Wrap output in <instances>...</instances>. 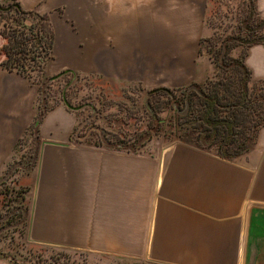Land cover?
Listing matches in <instances>:
<instances>
[{
  "label": "crops",
  "instance_id": "0c3cea01",
  "mask_svg": "<svg viewBox=\"0 0 264 264\" xmlns=\"http://www.w3.org/2000/svg\"><path fill=\"white\" fill-rule=\"evenodd\" d=\"M17 1L49 15L54 40L46 75L71 70L152 87L161 74L187 73L199 38L208 35V0ZM254 3L264 17V0ZM244 64L264 83V46L248 47ZM37 96L29 79L0 67V174L35 118ZM75 124L63 104L38 124L27 197L32 241L89 261L243 263L249 210L264 208V125L248 151L224 159L183 142L161 154L80 143L71 137Z\"/></svg>",
  "mask_w": 264,
  "mask_h": 264
},
{
  "label": "rangeland",
  "instance_id": "374dc122",
  "mask_svg": "<svg viewBox=\"0 0 264 264\" xmlns=\"http://www.w3.org/2000/svg\"><path fill=\"white\" fill-rule=\"evenodd\" d=\"M239 1L208 0L204 13L207 36L211 35L213 29L221 35L229 32L235 22V9ZM237 53L238 49L231 51L232 55ZM185 71L187 73L180 75L161 74L158 84L152 87L125 81L113 82L96 76L73 79L69 84L66 77L54 81L42 79L39 84H42L44 91L37 96L36 113L43 108V96L49 107L56 104L66 106L61 97L64 88L68 91L69 102L80 105L77 111L69 108L76 116V123L79 122L78 136L73 138L77 142L125 148L146 147L160 154L175 142H183L217 154L216 147L209 139H197L195 132L176 125V112L165 94L153 93L149 98L151 110L145 107L149 90L157 87L170 89L189 77L194 79L192 82L197 80L196 84H201L206 77L213 75L214 67L202 51L190 61ZM37 80L33 83L36 86ZM38 145L35 132H28L15 146L13 155L0 174V264H139L109 256H103L99 261H89L81 252L41 245L31 240L27 230L30 203L27 197L31 184L29 174L33 168H29V163Z\"/></svg>",
  "mask_w": 264,
  "mask_h": 264
},
{
  "label": "trees",
  "instance_id": "16d2710c",
  "mask_svg": "<svg viewBox=\"0 0 264 264\" xmlns=\"http://www.w3.org/2000/svg\"><path fill=\"white\" fill-rule=\"evenodd\" d=\"M254 1L240 0L237 3L235 22L228 33L221 35L213 29L211 35L199 38L198 54L202 51L207 54L214 67L213 75L206 77L201 84L193 81L181 87L149 92L145 99V107L151 110V95L157 92L165 94L176 112V125L180 129L195 132L197 139H209L216 147L217 155L224 159L248 151L258 129L264 125V83L252 80L244 64L248 47L264 46V17L259 15ZM0 37L3 39L0 67L14 71L32 83L38 78V95L44 91L42 84H39L42 79L54 81L66 77V83L69 84L73 79L93 77L71 70H61L46 76L45 65L52 57L54 40L49 15L26 10L17 0H0ZM234 49H238L236 55L231 54ZM67 93L62 88V100L77 111L80 105L71 104ZM41 99L44 102L43 108L36 113L33 122L15 146L31 131L35 132L38 139L40 120L55 106L49 107L44 96ZM78 124L73 128L72 138L78 136ZM36 158L37 147L29 163L30 169L34 167Z\"/></svg>",
  "mask_w": 264,
  "mask_h": 264
},
{
  "label": "water",
  "instance_id": "95a60500",
  "mask_svg": "<svg viewBox=\"0 0 264 264\" xmlns=\"http://www.w3.org/2000/svg\"><path fill=\"white\" fill-rule=\"evenodd\" d=\"M166 90L157 87L148 92ZM67 108L73 109L68 104ZM242 264H264V208L252 207L249 210Z\"/></svg>",
  "mask_w": 264,
  "mask_h": 264
}]
</instances>
